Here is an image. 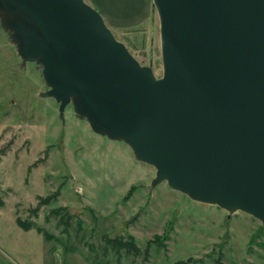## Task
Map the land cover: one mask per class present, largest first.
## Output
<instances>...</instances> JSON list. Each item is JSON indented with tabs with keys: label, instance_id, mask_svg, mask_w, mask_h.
<instances>
[{
	"label": "water",
	"instance_id": "1",
	"mask_svg": "<svg viewBox=\"0 0 264 264\" xmlns=\"http://www.w3.org/2000/svg\"><path fill=\"white\" fill-rule=\"evenodd\" d=\"M162 74L85 0H0V25L41 94L152 165V184L264 227V0H152Z\"/></svg>",
	"mask_w": 264,
	"mask_h": 264
},
{
	"label": "rangeland",
	"instance_id": "2",
	"mask_svg": "<svg viewBox=\"0 0 264 264\" xmlns=\"http://www.w3.org/2000/svg\"><path fill=\"white\" fill-rule=\"evenodd\" d=\"M85 1L162 74L155 10L136 24L143 0ZM46 89L0 25V264H264L258 219L152 184V165Z\"/></svg>",
	"mask_w": 264,
	"mask_h": 264
},
{
	"label": "crops",
	"instance_id": "3",
	"mask_svg": "<svg viewBox=\"0 0 264 264\" xmlns=\"http://www.w3.org/2000/svg\"><path fill=\"white\" fill-rule=\"evenodd\" d=\"M96 2H98L97 0H95ZM133 1H136V0H133ZM98 5H101L99 2H98ZM100 7V6H99ZM140 9L144 8L145 12L143 13V15L141 14H137L135 16V23H140L141 20H143V18H146L149 16V14H153V6H152V3H151V0H143V5H140L139 6ZM141 15V16H140Z\"/></svg>",
	"mask_w": 264,
	"mask_h": 264
},
{
	"label": "trees",
	"instance_id": "4",
	"mask_svg": "<svg viewBox=\"0 0 264 264\" xmlns=\"http://www.w3.org/2000/svg\"><path fill=\"white\" fill-rule=\"evenodd\" d=\"M125 244V246H128L129 248H131L132 249V247H130V246H133L131 243H124Z\"/></svg>",
	"mask_w": 264,
	"mask_h": 264
}]
</instances>
